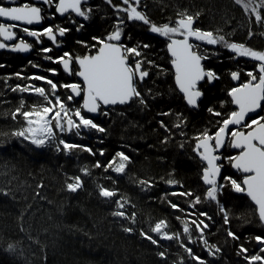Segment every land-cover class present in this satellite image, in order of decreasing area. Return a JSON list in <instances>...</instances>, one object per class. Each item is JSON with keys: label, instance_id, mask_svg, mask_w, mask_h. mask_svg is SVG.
Here are the masks:
<instances>
[{"label": "trees", "instance_id": "16d2710c", "mask_svg": "<svg viewBox=\"0 0 264 264\" xmlns=\"http://www.w3.org/2000/svg\"><path fill=\"white\" fill-rule=\"evenodd\" d=\"M113 5L121 2L90 0L85 8L91 9L88 20H57L69 31L61 48L41 47L52 48L49 53L37 49L25 57L0 52V264H199L181 243L206 264H249L246 256L264 255V244L255 239L264 237L255 207L246 196L234 193L225 180L220 183L224 187L218 193L219 203L208 200L207 189L201 183L203 164L194 151L196 138L204 131L213 134L229 115V73L236 65L233 56L224 47L215 46L208 67L218 79L212 86H201L202 100L197 108H189L174 86L162 41L149 34L150 25L128 21L126 13L118 12ZM138 10L158 26L174 25L178 13H199L195 28L223 36L228 43L264 50V20L257 22L255 14L245 11L235 0H141ZM259 11L264 17V7ZM121 19V43L141 52L140 57L130 58L131 62L145 61L142 67L148 76L137 83V88L146 103L101 108L92 120L105 132L82 129L79 137L60 138L90 147L95 155L81 149L57 151V141L38 148L13 135L25 126L22 116H12L21 102L23 110L30 111L33 106L44 104V99L12 89L34 83L51 93L47 84L34 76H44L58 86L74 82V74L65 75L53 61L65 52L72 56L92 54L90 51L95 49L86 45L96 43L93 37L105 39ZM145 44L149 47H142ZM56 94L62 99L69 95L63 87H58ZM73 101L81 104L80 98ZM81 113L86 117L82 109ZM121 151L130 159L125 172L116 173L107 165ZM97 162L102 167H95ZM226 171L225 177L237 179L228 168ZM76 176L81 177L83 186L69 192L66 183ZM141 180L151 182V186L141 184ZM169 180L176 183L169 184ZM100 186L117 191L118 195L103 198L99 195ZM189 192L193 195H180ZM196 196L201 202L193 207ZM117 200L127 201L123 209L117 208ZM171 204L179 205L182 211L173 209ZM220 206L227 211V224ZM116 211H124L126 217L113 215ZM160 220L167 222L165 230L169 234H180L179 240L162 239L151 232ZM192 220L208 225L202 238ZM185 221L190 225L191 240L183 232ZM126 228L133 231H125ZM141 231L158 243H151ZM229 231L238 238L229 236ZM211 245L220 249L215 256L209 254ZM241 246L248 251L241 254ZM161 252L165 253L163 257Z\"/></svg>", "mask_w": 264, "mask_h": 264}, {"label": "snow or ice", "instance_id": "6c2138e0", "mask_svg": "<svg viewBox=\"0 0 264 264\" xmlns=\"http://www.w3.org/2000/svg\"><path fill=\"white\" fill-rule=\"evenodd\" d=\"M86 2L87 0H58L54 4V0H42V3L45 5L54 4L56 13L64 15L71 10L84 20H88L91 9L87 11L82 9V4ZM107 2L111 4L112 0H107ZM140 2L141 0H121V5H113V7L118 12L123 11L126 13L128 21H141L144 24L150 25L152 33L159 34L168 39L167 50L172 57L171 64L175 69V81L187 105L198 107V100L202 96V92L197 87L200 81L207 79L211 82L214 79H218L214 71L206 70L202 64V61L208 59L209 54H202L199 51V45L190 42L192 38H195L197 41L206 42L208 45L222 44L236 56L250 57L259 62L258 72H247V76L250 79L246 83H242L240 86L234 87L229 91L231 102L237 106L238 110L231 112L227 118L223 119L213 134L204 131L199 135L196 138L197 142L194 151L199 154L203 161L207 162L202 175L203 182L208 186L205 194L206 198L219 203L218 193L222 191L224 185L218 183L222 165L217 163L221 157L216 153L224 146L225 138L231 137L230 146L240 151L238 155L227 157V159L232 167L245 175L241 182L230 176L223 177L222 179L227 181L235 192L246 193L255 202L259 219L261 222H264V116H260L258 119H251L250 122L245 120V117L249 113H255L257 109H261L262 102H264V51H255L242 43H228L223 36H216L211 31L195 28L194 22L199 13L196 16L190 15L187 12L178 13L174 26L168 23L158 26L152 23L143 12L138 10ZM235 2L242 4L245 11L255 14L257 22L264 20L259 11L260 8L264 7V0L257 6H251L250 2H244V0H235ZM42 11L41 7L30 3L11 7L0 4V18L23 22L27 25L40 23L45 18L42 15ZM123 23L124 20H119L115 31L110 33L105 39L93 37L96 43L86 46L95 49L94 54L73 57L71 54L65 52L63 56L53 61L54 63L62 64L66 72L82 78V84L69 83L58 86L51 79H47L44 76H34L32 77L33 79L44 81L50 87L51 93L46 91L44 87H36L35 85L23 87L17 85L12 89V91L19 92H34L45 101L44 106H33L30 111L23 110L24 104L23 101L21 102L20 107L16 108L12 116L14 119L17 115L22 116L27 126L13 133V135L23 137L36 147L41 148L56 139V129H59L60 132H72L75 130L77 135H80L81 129H94L97 132H105V129L92 119L85 118L81 114V108H76L70 113L66 101H72L74 97L81 95H83L82 109L87 110L88 113H97L101 110L102 106L125 105L132 102L146 103L142 93L137 88V83L143 81L148 76V72L142 67L145 61L136 59L135 63L131 62L130 58L140 57L141 52L137 47H127L120 42L122 36L121 26ZM17 27V24L6 25L0 23V38H2L0 39V49L10 48L13 52L27 53L33 48V45L26 42L24 38L17 37V33L14 31ZM80 27L82 28L83 25H80ZM68 31V28H54V26L46 27L42 31L32 30L28 27L23 28V32L29 37L36 38L37 42H40L41 37H47L54 45L57 43V35L63 37ZM13 40H18V42L12 44L6 43V41ZM142 47L147 48L149 45L145 44ZM41 51L49 53L52 51V48H42ZM45 58L53 60L51 56H46ZM72 63L79 65L78 72L72 73L70 68ZM147 63L151 64L152 61H147ZM51 71L54 72L55 70ZM16 76L20 77V73H17ZM231 77L233 80H238L240 73L232 72ZM58 87L70 89L73 95H68L65 99H62L56 94ZM208 111L213 112V109L209 108ZM104 114L106 115L107 113ZM168 114L165 113L164 115ZM214 115L221 116L222 114L214 112ZM74 117L78 119H74ZM161 126H164L163 122H161ZM230 126H239V128H230ZM176 127H179V125H176ZM242 129H246V131ZM56 149L57 151L63 150L65 152L81 149L92 153L90 147L68 143L63 139L58 141ZM92 154L95 155V153ZM100 154L103 155V151ZM117 159L119 163H115ZM129 159L124 152H117L113 161L108 163L107 168L112 169L116 173H124ZM95 167H102V165L97 162ZM82 171L85 174L88 173L87 169H83ZM69 180L71 182L66 183V188L69 192H76L82 188L83 182L80 176L70 177ZM140 183L151 186V182L149 181L141 180ZM168 183L173 184L176 182L169 180ZM99 195L103 198H113L118 193L107 187L100 186ZM180 195L192 196L193 194L189 192L180 193ZM126 202L117 200V208L123 209ZM200 202L201 198L196 196L193 207ZM171 207L179 209V205L177 204H171ZM179 210L182 211V209ZM220 210L224 213V221L227 224L229 222L227 211L223 206H220ZM113 215L126 217L124 211H116ZM201 215L207 216V213H201ZM131 219L134 222L135 214L132 215ZM191 224L195 225L196 229L201 233L202 238L203 231L208 225L204 224L203 221L197 222L196 220H192ZM167 226L165 220H160L151 228V232L160 235L162 239L179 240L180 234H169L165 230ZM125 231L132 232L133 229L126 228ZM183 232L189 234L188 238L191 240L190 225L187 221L184 222ZM140 234L151 241V243H158L157 239H154L152 235L143 231ZM228 235L233 237V239L238 238L231 231L228 232ZM255 239L258 243L264 244V237L257 236ZM204 243L208 245L207 240H204ZM181 246L185 248V251L188 252L192 259L198 261L199 264H206V261L196 256L191 248L183 243H181ZM11 247L10 245L9 248ZM208 251L210 255L215 256L216 253L220 252V249L215 245H211L208 247ZM247 251L246 248L241 246V254ZM261 252L264 253V248H261ZM159 255L163 257L165 253L161 252ZM245 259L249 261V264H258V262L259 264H264V255L261 254L246 256Z\"/></svg>", "mask_w": 264, "mask_h": 264}, {"label": "flooded vegetation", "instance_id": "af4514ba", "mask_svg": "<svg viewBox=\"0 0 264 264\" xmlns=\"http://www.w3.org/2000/svg\"><path fill=\"white\" fill-rule=\"evenodd\" d=\"M112 1L121 2V0H112ZM55 2H58V0H54V4H55ZM24 3L35 4L36 6L41 7L43 9L42 15L45 17L44 20H43V24H41L40 27H31V26L18 25V27L14 29V31L17 33V37H22V38H24V40L26 42L31 43L33 45V48L29 51V54L27 56H29L31 53L37 52V49H41V47H43V46H51L52 48H61L62 44H63V41H64V36L63 37H59V35H57V43H56V45H54L51 41H49L47 39V37H41L40 38V42H37L36 38L29 37L26 33H24L23 32V28L24 27H28V28H30L32 30L42 31L44 28L49 27V26H54V28L62 27L61 26L62 24H58L57 23V20H62L63 21L64 19H66V21H70V19L75 18V17H79V16L76 13L72 12V11H69V12L65 13L64 15H60V14L56 13L54 4L53 5H45V4L42 3V1L35 2L33 0H0V4H3L6 7L20 6V5H23ZM89 3H90V0H88L86 3L82 4V9L85 10V8L89 5ZM0 23H3V22L0 20ZM3 24L8 25V24H15V23H3ZM194 27H195V25H194ZM149 29H150V27H149ZM149 34L162 41V43L164 45L165 52L167 53V56L169 58V66H170V69H171V72H172V75H173V82H174V73H173V70H172V67H171V64H170L172 58L168 55V51H167V43L169 42L168 39L166 37L159 38L157 34H151L150 32H149ZM0 39H2V38H0ZM15 42H18V40L6 41V43H8V44H12V43H15ZM190 42L195 44V45H199V51L202 54L203 53H208L209 54L208 55V59L202 61V64H203V66L205 67L206 70H212L211 68L208 67L209 66L208 64H209V60L212 57V52H216L215 46L217 47V45H208L206 42H201V41L195 40V38H192L190 40ZM46 48H50V47H46ZM225 49H226V51L229 54H231L233 56L232 61L236 64L234 66V68L232 69V71H230V73H229V79H230L231 89H232L234 87L240 86V84H242V83H246L250 79V77L247 76V72H249V71L258 72L259 62L254 60V59H252V58H250V57H236L235 55H233V52L230 49H227V48H225ZM218 50H220V49L218 48ZM0 52L7 53V52L2 51V50H0ZM90 52L94 53L95 51H90ZM10 54H20V53H10ZM20 55H22V54H20ZM83 55H86V54L76 55V56H83ZM27 56H25V57H27ZM73 57H75V56H73ZM58 65H59V67H60V69L62 71V68H61L59 63H58ZM70 68L72 70V73H73V71H74V73L77 71V67H76L75 63H72ZM232 72H239L240 73V78L238 80H236L235 84L233 83L234 80L231 77V73ZM63 73L65 75H68V76L71 75L70 73L69 74H66L65 72H63ZM74 76H75V81L72 82V83H80L77 80L75 74H74ZM214 80H213L212 84H210L207 79L203 80L202 83L198 84L197 87L202 92V98H203V90L201 89V86H205V85L212 86L214 84ZM174 86H175V83H174ZM176 90H177V88H176ZM177 92L179 93L178 90H177ZM68 93H69V95H71L70 92H69V89H68ZM180 96L183 98V96L181 94H180ZM79 98H80V101H81V96H78L77 98L74 97V99H79ZM202 98H201V100H202ZM228 100L230 102V112H229V114H230L231 112L236 111L237 108L234 107L233 103L231 102V100L229 98V92H228ZM200 101L198 102V105H199ZM195 108H197V107H193L192 109H195ZM262 109H264V102L262 103V108L260 109V111L254 116L247 117L246 121L250 122L251 119H258V117L264 116V110H262ZM236 128H239V126L236 127ZM242 130L246 131V129H242ZM230 141H231V137L228 136L227 139H226L225 148H224V150L222 152L223 160L221 162V165H223L224 171H223L222 177H221V179H220V181L218 183H221L222 180H223L222 178L226 176V173H227L226 169L227 168H228V171H230L232 174H234V175L236 174L237 175V176L236 175L235 176L237 177L236 180L238 182H241L242 179L244 178V175L240 171H238V170L234 171V169L232 168V165L229 163V160L227 159V157L238 155L239 151H240V150H236V149L232 150V148L230 146ZM194 147H195V145H194Z\"/></svg>", "mask_w": 264, "mask_h": 264}, {"label": "water", "instance_id": "95a60500", "mask_svg": "<svg viewBox=\"0 0 264 264\" xmlns=\"http://www.w3.org/2000/svg\"><path fill=\"white\" fill-rule=\"evenodd\" d=\"M33 1H35V2H40V1H42V0H33ZM87 1H88V0H87ZM70 11H71V10H70ZM58 14H59V13H58ZM60 15H61V14H60ZM0 20H1L3 23H15V24H17V25H22V26H31V27H40V26H41V23L33 24V25H27V24H24L23 22L10 21V20H8V19H6V18H0ZM149 32H150L151 34H156V33H152V32L150 31V29H149ZM157 35H158L159 38H164V37L160 36L159 34H157ZM0 50L5 51V52H7V53H19V52H13V51H11L10 48L0 49ZM167 51H168V50H167ZM20 54H22L23 56H27V55L29 54V52H27V53H20ZM93 54H94V53H93ZM168 55L171 57V54H170L169 52H168ZM171 58H172V57H171ZM170 64H171V63H170ZM75 65H76V67H77V71H76V72H78V71H79V65H78V64H75ZM60 66H61L63 72H65L66 74H69V72H66V71L63 69V65H62V64H60ZM70 66H71V65H70ZM171 67H172V70H173V73H174V83H175V87H176L177 90L179 91L178 85L176 84V81H175V69H174V67H173L172 64H171ZM76 78H77V80L82 84V78H80V77L77 76V75H76ZM202 82H203V81H200L198 84H200V83H202ZM209 83L212 84L213 81H211V82H209ZM233 83L235 84V83H236V80H234ZM197 86H198V85H197ZM69 92H70L71 95H73V94L71 93L70 89H69ZM179 93L183 96V94H182L180 91H179ZM76 98H77V97H76ZM201 98H202V96L199 98L198 102L201 100ZM229 98H230V100H231V97H230V96H229ZM184 102H185V104L187 105V103H186L185 100H184ZM262 103H263V102H262ZM82 104H83V95H81V108H82ZM125 105H128V104H125ZM233 105H234V107L237 108V106H236L235 104H233ZM115 106H124V105H115ZM187 106L190 107V108H193L192 106H189V105H187ZM110 107H114V106H102L101 108H102V109H108V108H110ZM237 110H238V108H237ZM82 111H83L84 113H86L88 116H90L91 118H95V117H97V116L99 115V112H97V113H88L87 110H85V109H82ZM259 111H260V109H257L255 113H249L248 116L245 117V120H246L247 117H251V116L256 115ZM232 127H238V126H230V128H232ZM226 139H227V137L225 138V143H226ZM195 147H196V143H195ZM195 147H194V149H195ZM224 148H225V144H224V146H223L221 149H219L218 152L216 153L217 155H219V156L221 157L220 161H218L217 163H220V164H221V162H222V160H223L222 152H223ZM231 148H232V150H233V149H236V148H233V147H231ZM236 150H239V149H236ZM195 154H196V156L198 157L199 161L204 165V168H205V167L207 166V162H206V161H203V160L200 158L199 154H198L196 151H195ZM204 168H203V169H204ZM232 168L235 169L234 167H232ZM223 171H224V167H223V165H222V167H221V172H220V176L218 177V182L220 181V179H221V177H222ZM241 173H242V172H241ZM201 174L203 175V170H202ZM242 174L245 175L244 173H242ZM202 175H201V176H202ZM201 182H202V184H203V186H204L205 188H208V186L203 182L202 177H201ZM236 193H237V192H236ZM241 194H243L244 196H246V197L248 198V200L252 203V205L255 207L256 214H257V217H258V219H259L258 209H257V206L255 205V202L252 201L251 198H250L246 193H241ZM259 222H260L261 226L264 228V222H261L260 219H259Z\"/></svg>", "mask_w": 264, "mask_h": 264}, {"label": "rangeland", "instance_id": "374dc122", "mask_svg": "<svg viewBox=\"0 0 264 264\" xmlns=\"http://www.w3.org/2000/svg\"><path fill=\"white\" fill-rule=\"evenodd\" d=\"M244 2H250V5L251 6H257V5H259L261 2H258V1H256V0H244ZM239 5H241L242 6V4H239ZM243 7V6H242ZM217 46L219 47V46H222V47H224L222 44H217ZM225 48V47H224ZM264 51V50H263ZM233 55H235L234 53H233ZM236 56V55H235ZM236 57H239V56H236ZM39 82H42V81H40L39 80ZM32 85H35L36 87H39L38 85H36V84H34V83H32V84H30L29 86H32ZM46 87H49L48 85H46ZM49 89H50V87H49ZM51 90V89H50ZM31 93H33L34 95H38V94H35L34 92H31ZM67 103V106L69 107V109H70V113H71V111H74L76 108H80L81 107V104L80 103H74V101L72 100V101H67L66 102ZM44 104H45V101H44ZM44 104L42 103V105H40V106H37V107H41V106H44ZM82 109V108H81ZM85 118H87V117H85ZM74 119H78V118H76V117H74ZM27 125H26V121H25V126L24 127H26ZM23 127V128H24ZM22 128V129H23ZM82 130V129H81ZM85 130V129H84ZM56 131V139L55 140H53L52 142H55V141H59L60 140V138H62V136H68V137H79V135H77L76 134V131L75 130H73L72 132H67V131H65V132H60L59 131V129H56L55 130ZM21 138H23V137H21ZM24 139V138H23ZM26 141H28V142H30L29 140H26ZM115 163H119V160L117 159L116 161H115ZM115 172V171H114ZM199 232V231H198ZM200 233V232H199ZM158 235V234H157ZM159 237H160V235H159Z\"/></svg>", "mask_w": 264, "mask_h": 264}, {"label": "bare ground", "instance_id": "6f19581e", "mask_svg": "<svg viewBox=\"0 0 264 264\" xmlns=\"http://www.w3.org/2000/svg\"><path fill=\"white\" fill-rule=\"evenodd\" d=\"M44 20V19H43ZM43 20L40 22L41 24H43ZM83 112V111H82ZM84 113V112H83ZM99 113H100V111H99ZM82 114V113H81ZM85 115H86V117L88 118V119H94V118H91L90 116H88L86 113H84ZM83 115V114H82ZM96 118V117H95ZM203 168H204V166H203ZM203 168H202V170H203ZM234 171H237V169H234ZM236 175V174H235ZM237 176V175H236ZM202 177V176H201ZM243 180V179H242ZM202 183V182H201ZM205 188V187H204ZM205 189H207V188H205ZM233 192L234 193H236L235 191H234V189H233ZM236 194H241V193H236ZM243 195V194H242Z\"/></svg>", "mask_w": 264, "mask_h": 264}]
</instances>
